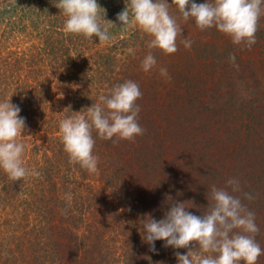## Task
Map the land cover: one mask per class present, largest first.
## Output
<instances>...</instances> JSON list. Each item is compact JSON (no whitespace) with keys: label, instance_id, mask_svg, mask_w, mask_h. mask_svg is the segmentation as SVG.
I'll return each instance as SVG.
<instances>
[{"label":"trees","instance_id":"1","mask_svg":"<svg viewBox=\"0 0 264 264\" xmlns=\"http://www.w3.org/2000/svg\"><path fill=\"white\" fill-rule=\"evenodd\" d=\"M56 3L0 0V102L10 100L22 109L20 115L26 118V128L18 137L25 145L22 159L29 173H37L13 181L0 169V264H113L104 262L102 253L112 254L111 242L119 241L113 236L116 230L126 248L119 258L114 256V264H158L162 242H156L153 253L134 230L152 204L146 200L147 210L137 220L118 205L113 217L123 223L105 222L103 205L93 207L92 217L87 218L84 186L100 189L96 199L92 194L87 198L101 202L106 199L101 197V184L104 193L113 187L115 194L130 195L145 180L155 202H164L173 192L177 202L183 198L202 201L199 205L206 211L213 203L211 187L227 188L226 179L241 180V192L233 195L243 201V193H250L248 182L254 183V193L261 186L264 194V124L258 122L264 118V58L262 77L251 59L248 63V78L257 76L255 81L262 89L250 97L238 83L244 64L241 45H234L216 28L206 29L211 37L203 39L193 19L183 20L176 0L169 13L186 36L177 39L175 53L161 57V50L148 47L149 34L134 22L121 27L116 19L127 0H98L101 15L115 24L103 22L111 36L107 42L66 32V17ZM263 17L264 13L256 39L264 38ZM183 39L193 42L191 48L184 47ZM260 49L264 51V45ZM149 53L157 65L145 73L141 62ZM230 55L236 57L238 68L229 62ZM170 63L174 64L169 68ZM160 67L169 68L170 88L159 75ZM127 80L135 81L142 92L137 120L144 134L134 141L114 138V142L97 137L94 130L98 171L89 173L70 162L59 123L68 115H87V108L99 103L100 96ZM181 174L189 179L188 184L194 180L200 193L191 187L186 192L184 187H174ZM67 192L72 193L70 202L64 198ZM252 195L254 199L246 202L254 212L257 196ZM258 205L256 223L264 230V195ZM65 208L67 215L61 212ZM158 211V207L150 211L157 220L163 217ZM15 212L23 218L22 236L11 229ZM125 218L132 223H124Z\"/></svg>","mask_w":264,"mask_h":264},{"label":"clouds","instance_id":"2","mask_svg":"<svg viewBox=\"0 0 264 264\" xmlns=\"http://www.w3.org/2000/svg\"><path fill=\"white\" fill-rule=\"evenodd\" d=\"M171 4L168 0H127L126 7L116 19L121 22V27L132 26L134 22L149 34L152 37L149 48L173 54L178 50L176 41L183 30L169 13ZM176 4L183 20L193 19L201 31L216 28L228 35L234 45L251 48L256 44L255 34L264 13V0H204L203 3L176 0ZM55 6L66 17V32L89 39L95 36L99 42L111 39L103 24L107 20L101 15L103 8L98 0H57ZM181 43L185 48H191L193 42L183 39ZM229 62L238 68L234 55L229 56ZM156 65L157 60L152 53L141 62L145 73ZM159 75L166 80L171 79L166 67L159 68ZM141 97L140 86L127 80L100 96L99 103L87 108V115L65 116L59 123V132L70 162L79 164L89 173L98 171L99 158L93 154L96 143L94 130L97 137L114 142V138L134 141L137 136H142L144 129L137 120L141 110L137 101ZM21 111L20 106L10 100L0 102V169L13 181H20L29 174L37 175L34 171L29 173L23 163L25 145L18 141V137L26 128V118L20 115ZM226 185L227 188L211 187L213 203L199 216L188 211L193 204L188 207L186 202L173 201L167 195L165 202L169 207L161 219H155L151 213L144 214L142 241L153 253L157 252L156 242H163L162 247L174 250L177 264H257L259 257L264 255V248L256 239L260 228L255 213L245 206L240 196L233 195L241 192L237 178L228 179ZM64 198L70 202L72 193H65ZM243 198L252 200L254 196L243 193ZM67 211V208L61 210L63 215H67ZM193 242L199 249L198 255L190 246ZM179 249L188 251L181 253L177 251Z\"/></svg>","mask_w":264,"mask_h":264},{"label":"rangeland","instance_id":"3","mask_svg":"<svg viewBox=\"0 0 264 264\" xmlns=\"http://www.w3.org/2000/svg\"><path fill=\"white\" fill-rule=\"evenodd\" d=\"M169 12H170V10H169ZM193 30H195V28ZM184 36H186L185 32L182 33V36H178L177 39L180 40V38L184 37ZM200 36L203 39H207V38L211 37L208 33L207 34L205 33V30H203V32H202V34ZM256 42H257V46L255 44L251 48H247L244 45H241V46L239 45L241 47L240 48L241 50H239V52H241L243 54V61H244L243 62L244 64L242 65L243 66V71L240 72V76L238 75V77H239L238 78L239 88L242 87V89H244L248 94L250 93L249 94L250 97L253 96L255 93H257L258 91L262 90V89L258 88V85H257V83L255 81L254 77L257 78V76H254V77L252 76L251 78H253V79H249L248 78L249 73H248L247 69L249 67L248 63H249L250 59L252 60L251 62L255 63V65H254L255 67L260 68L259 73H258L259 76L262 77V74H263L262 67H261L262 66V62L261 61L264 58V56H263V54H261L262 49H260V46L264 45V38L256 39ZM223 43H225V42H223ZM225 46H226V43H225ZM236 52H238V51H236ZM262 52L264 53V51H262ZM161 55H164V53L162 51L160 52V57H161ZM173 64L174 63H170L169 64V68ZM169 68L167 69L168 71H169ZM252 75H254V74L252 73ZM218 77H220V76L217 74L216 78H218ZM52 79L54 80L55 78L53 77ZM161 79L163 80L164 83L167 84L168 88H170L172 86L171 79L170 80H166V79H164L162 77H161ZM53 82H56V80H54ZM253 82L255 83V85L253 84ZM58 99H59V96H56V100H58ZM252 106H256V105H254L252 103ZM262 115H264V114H262ZM258 122L260 124H264V118H259ZM225 172H226V170H225ZM100 178H101V175L96 176L94 179L95 180H99ZM159 178H161V177H159ZM181 179H183V180H181ZM95 180H93V181H95ZM238 180L241 183V180L240 179H238ZM144 181L141 184V188L138 191H136L137 189L136 190L133 189L134 192H133V194H130V195H125V194L120 193V192H116V194H115L113 187H108V191L104 193L105 185L101 184L102 194H103L101 197L102 198L106 197V199L105 200L103 199L101 202H99V201L94 202V201H90V199H88V198H90V194H92V196L96 199L97 193L101 192L100 189H99V191H95L94 189L92 190L91 188H90V190H88L89 187L84 186V212L87 211V216L86 217L87 218L88 217H92L91 209L93 207L101 208V206L103 205V210H104L103 212L105 213V220H104L105 222H109L111 220L112 223H114V222L123 223L121 220H118V219L113 217L114 209L118 205L119 207L121 206L123 208V210L127 209L130 212V217H133L135 220H137L136 218H138V215L140 214V212L141 211L143 212V210H145V211L147 210L146 206H148V205L146 204V200L149 201V203L152 204V206H154V207H152V206L149 207L148 206V210H149L148 213H150L151 208L156 209V207H158V210H159L158 213L160 214V216H163L164 212L167 210L168 204L165 201L164 202L163 201L162 202H158V201L155 202V198H154V196H152V193H151L150 189L148 188L147 181H145V182ZM188 181H189V179L188 178L184 179L183 174H181V177L179 179V183L176 184L174 187H177V189L180 188V187H184V192H186V189H188V187H191L190 190L192 189V191L194 193L199 192L198 185L196 184V182L194 180H192L190 182V184H188ZM226 181H227V179H226ZM84 182H86V181H84ZM150 182L148 181L149 184H150ZM151 184H152V182H151ZM144 188L148 189L149 191L144 190ZM246 188L248 189L247 190L248 192H250V193L254 194L255 196H257V197H255L256 198V200H255L256 201V209H259L260 206L258 205V201L261 198V196L264 195L261 186H260L259 189H257V191H255V193H254V190H255L254 183H252V182L246 183ZM106 193H109V194L105 195ZM184 194H186V193H184ZM170 196L172 197L173 201L177 202V194L176 193L171 192ZM97 202H98L99 205L94 206V204H96ZM178 202H186V206H188V207H191L192 204H193L194 206L192 208H189V209H193V210H195V212L192 211V210H190V212H192L193 214H196L198 216L199 215H203L204 211H206L205 206L200 207V205H199V204L203 203L202 201L199 202L197 200H190V199L185 200V198H183L181 201H178ZM242 202L245 204V206L247 208L250 207L251 203L248 204L246 202V200L245 201L242 200ZM156 204H158V205H156ZM195 205H198V207H195ZM253 207H254V205H253ZM256 209H254V213L255 214L260 212V211H258ZM152 211H154V210H152ZM1 215H2V212H0V218H1ZM259 217H261L260 214H259ZM12 219L15 221V223H12V225H15V227L11 228V229L15 230V231L19 230L20 231L19 236H22L25 233V231H22V228H21V227H23V225H22L23 224V222H22L23 218L21 216H18L16 214V212H15V213L12 214ZM127 221H128V218H125L124 223L127 222ZM128 222L132 223V221H128ZM132 225H134V224H132ZM132 225H129V226H132ZM257 225H259V224L257 223ZM137 226L138 227L134 229L135 232L141 233L142 223L137 224ZM259 228H260V226H259ZM9 231H11V230H9ZM118 232H119V230H116V234L113 235V236H116V238H118L119 241L116 242V243H114L112 241L111 244H110V253H112V254H110V255L108 254L107 255V252L106 253L105 252L102 253V256L104 257V262H108L109 261V262H113V264H114V259H113L114 256L119 258V256L121 254H124L122 252V248L124 249L126 247H123V245H124L123 244V240L122 241L120 240V235L121 234H118ZM260 234L263 236V239H262ZM9 235L11 236L12 234H7V237H9ZM256 238H257L258 243L261 245V247L264 248V230H261V228H260V232H259V234L257 235ZM113 239H115V238H113ZM190 246L193 248V251H194L195 254H197V255L200 254L199 249L195 248V246H196L195 242H193L192 245H190ZM177 251H180V252L185 251V252H187L188 250L187 249H179ZM161 252L162 253H160L159 256L157 255V258H158L157 263L158 264H177V260H176L175 255H174V250L172 248H170V247L169 248H164L163 247ZM257 264H264V255H261L259 257Z\"/></svg>","mask_w":264,"mask_h":264}]
</instances>
